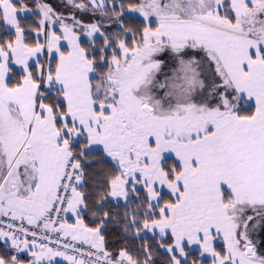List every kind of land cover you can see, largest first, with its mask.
I'll return each instance as SVG.
<instances>
[{
	"label": "snow or ice",
	"instance_id": "snow-or-ice-1",
	"mask_svg": "<svg viewBox=\"0 0 264 264\" xmlns=\"http://www.w3.org/2000/svg\"><path fill=\"white\" fill-rule=\"evenodd\" d=\"M0 264H264V0H0Z\"/></svg>",
	"mask_w": 264,
	"mask_h": 264
}]
</instances>
